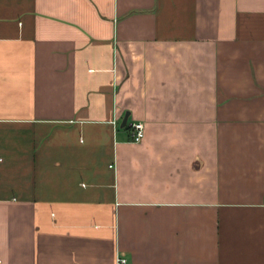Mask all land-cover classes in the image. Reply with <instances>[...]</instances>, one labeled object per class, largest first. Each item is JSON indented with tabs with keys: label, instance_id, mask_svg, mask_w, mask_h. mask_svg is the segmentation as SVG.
<instances>
[{
	"label": "crops",
	"instance_id": "obj_1",
	"mask_svg": "<svg viewBox=\"0 0 264 264\" xmlns=\"http://www.w3.org/2000/svg\"><path fill=\"white\" fill-rule=\"evenodd\" d=\"M0 264H264V0H0Z\"/></svg>",
	"mask_w": 264,
	"mask_h": 264
},
{
	"label": "built area",
	"instance_id": "obj_2",
	"mask_svg": "<svg viewBox=\"0 0 264 264\" xmlns=\"http://www.w3.org/2000/svg\"><path fill=\"white\" fill-rule=\"evenodd\" d=\"M131 138L135 142H141L146 135V124L143 122H135L131 124ZM120 263L126 262V259H120Z\"/></svg>",
	"mask_w": 264,
	"mask_h": 264
},
{
	"label": "water",
	"instance_id": "obj_3",
	"mask_svg": "<svg viewBox=\"0 0 264 264\" xmlns=\"http://www.w3.org/2000/svg\"><path fill=\"white\" fill-rule=\"evenodd\" d=\"M129 115H130V112H127V114H126V116H125V118H124V122H123V126H125L126 125V123H127V121H128V118H129Z\"/></svg>",
	"mask_w": 264,
	"mask_h": 264
}]
</instances>
